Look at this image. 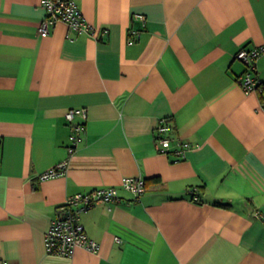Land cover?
Here are the masks:
<instances>
[{
    "label": "crops",
    "instance_id": "obj_1",
    "mask_svg": "<svg viewBox=\"0 0 264 264\" xmlns=\"http://www.w3.org/2000/svg\"><path fill=\"white\" fill-rule=\"evenodd\" d=\"M41 1L0 0V264H264V108L235 59L264 44V0H76L92 29L47 36ZM162 123L185 157L158 149ZM111 186L122 201L80 215L100 249L49 253L68 197Z\"/></svg>",
    "mask_w": 264,
    "mask_h": 264
},
{
    "label": "built area",
    "instance_id": "obj_2",
    "mask_svg": "<svg viewBox=\"0 0 264 264\" xmlns=\"http://www.w3.org/2000/svg\"><path fill=\"white\" fill-rule=\"evenodd\" d=\"M76 0H42L41 4L47 11V15L40 23V32L47 36L52 28L60 21L66 22L70 28L78 31H90L92 27L82 15V11ZM142 20H146L141 15ZM140 37L138 31H134L129 43H134ZM264 54V44L253 48L241 47L236 53V58L246 65V70L238 77V84L246 93L258 91L261 93L264 108V80L259 75V60ZM68 123L74 126L72 134L73 144L70 152L75 150L76 144L81 140L82 132L86 129L88 109L86 107L70 108L65 113ZM81 118V123H77ZM170 127L165 123L159 124L157 129V147L163 152L174 151L179 157H185L186 152L192 147V143L180 137H171L167 134ZM69 162L62 161L40 175L41 179H49L64 175L68 170ZM124 189L134 194V199L140 200L145 192L146 181L142 176H129L122 182ZM114 203L122 201V197L116 187H97L88 192H79L68 197L61 207L60 213L51 220L45 233L46 249L49 253L63 256H74L78 248L82 247L92 252L100 249V242L90 237L81 222V213L94 207L98 202ZM264 221V215L259 214ZM3 264L8 262L1 260Z\"/></svg>",
    "mask_w": 264,
    "mask_h": 264
},
{
    "label": "trees",
    "instance_id": "obj_3",
    "mask_svg": "<svg viewBox=\"0 0 264 264\" xmlns=\"http://www.w3.org/2000/svg\"><path fill=\"white\" fill-rule=\"evenodd\" d=\"M264 83V82H263ZM261 96V95H260ZM262 97V96H261Z\"/></svg>",
    "mask_w": 264,
    "mask_h": 264
}]
</instances>
